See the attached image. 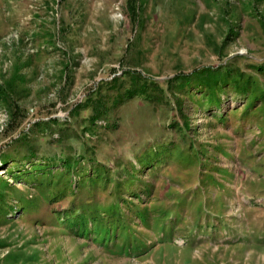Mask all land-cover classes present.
Returning a JSON list of instances; mask_svg holds the SVG:
<instances>
[{
  "label": "rangeland",
  "instance_id": "obj_1",
  "mask_svg": "<svg viewBox=\"0 0 264 264\" xmlns=\"http://www.w3.org/2000/svg\"><path fill=\"white\" fill-rule=\"evenodd\" d=\"M0 88V264H264V0H0Z\"/></svg>",
  "mask_w": 264,
  "mask_h": 264
},
{
  "label": "trees",
  "instance_id": "obj_2",
  "mask_svg": "<svg viewBox=\"0 0 264 264\" xmlns=\"http://www.w3.org/2000/svg\"><path fill=\"white\" fill-rule=\"evenodd\" d=\"M6 90L5 89H3V88H0V103L1 104H3V107L6 105L7 106V104L8 103H6V101H8V98L6 97L7 95H6ZM5 106V107H6ZM9 113H11V111H9Z\"/></svg>",
  "mask_w": 264,
  "mask_h": 264
}]
</instances>
